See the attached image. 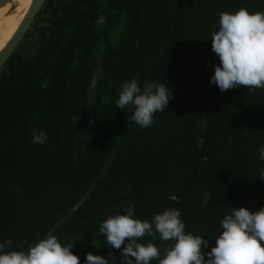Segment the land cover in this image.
<instances>
[{
	"label": "trees",
	"instance_id": "16d2710c",
	"mask_svg": "<svg viewBox=\"0 0 264 264\" xmlns=\"http://www.w3.org/2000/svg\"><path fill=\"white\" fill-rule=\"evenodd\" d=\"M46 0L0 71V242L27 249L52 234L82 262L85 253L116 264L100 223L122 214L151 220L180 210L185 230L209 240L232 207L264 206V88L220 92L209 84L212 33L222 12L264 11V0ZM34 24V23H33ZM101 56L91 126L87 92ZM137 79L173 89L148 128L118 109L121 85ZM48 139L34 144L32 134ZM101 180L72 208L107 164ZM175 195L179 203L170 200ZM163 249L170 241L143 237ZM115 257L116 259H114ZM150 264H158L151 261Z\"/></svg>",
	"mask_w": 264,
	"mask_h": 264
},
{
	"label": "clouds",
	"instance_id": "9594fccd",
	"mask_svg": "<svg viewBox=\"0 0 264 264\" xmlns=\"http://www.w3.org/2000/svg\"><path fill=\"white\" fill-rule=\"evenodd\" d=\"M210 41L218 63L212 65L209 84L220 92L239 86H246L248 92L264 88V11L250 13L240 8L222 12ZM172 96V87L164 83L145 82L141 87L133 78L121 85L116 106L121 110L131 107L130 120L148 128L154 115L167 109ZM47 139L44 132L32 134L34 144ZM258 153L264 160V145L259 146ZM257 177L264 179V170ZM169 199L179 203L175 195ZM219 224V234L209 250L208 239L185 230L179 209L168 207L151 220H141L135 216V205L129 203L122 214L103 220L99 232L111 249L119 250L116 264H264V206L258 210L232 207ZM146 236H158L161 241H170L171 246L161 251L153 242L141 243ZM12 243L11 239L0 242V264H109V259L92 253H85L81 262L71 251L74 242L62 244L54 234L30 243L26 250L5 251Z\"/></svg>",
	"mask_w": 264,
	"mask_h": 264
},
{
	"label": "water",
	"instance_id": "95a60500",
	"mask_svg": "<svg viewBox=\"0 0 264 264\" xmlns=\"http://www.w3.org/2000/svg\"><path fill=\"white\" fill-rule=\"evenodd\" d=\"M46 0H32L30 6L28 7L24 17L20 21L17 29L13 33V35L10 37V39L6 42L4 47L0 50V71L5 66L8 59L12 56V54L15 52L19 44L21 43L22 39L24 38L27 31H29L39 13V11L42 9L43 5L45 4ZM10 4V10L12 11L15 9L14 0H0V8L5 7L6 5ZM139 6H140V16H141V25L139 29L138 34V41L140 42L143 30L146 24V9H145V3L144 0H139ZM101 56L97 59L94 72L92 75V79L90 82V86L87 92V113H88V124L91 126L92 119H93V110H94V103H95V93L96 88L98 85L99 77H100V71H101ZM108 163L105 164L98 175L95 177V179L90 183L89 187L85 191V193L82 195V197L78 200V202L74 205V207L71 209L72 212H74L91 194L92 190L95 188L97 183L101 180L105 169L107 167ZM70 215L66 216L65 218H62L54 227L53 229L48 233L52 234L54 230L60 226Z\"/></svg>",
	"mask_w": 264,
	"mask_h": 264
},
{
	"label": "bare ground",
	"instance_id": "6f19581e",
	"mask_svg": "<svg viewBox=\"0 0 264 264\" xmlns=\"http://www.w3.org/2000/svg\"><path fill=\"white\" fill-rule=\"evenodd\" d=\"M32 0H14L15 9L10 10V4L0 8V50L13 35L24 17Z\"/></svg>",
	"mask_w": 264,
	"mask_h": 264
},
{
	"label": "rangeland",
	"instance_id": "374dc122",
	"mask_svg": "<svg viewBox=\"0 0 264 264\" xmlns=\"http://www.w3.org/2000/svg\"><path fill=\"white\" fill-rule=\"evenodd\" d=\"M38 25V22L35 20L34 21V24L32 25L31 29H33V27L37 26Z\"/></svg>",
	"mask_w": 264,
	"mask_h": 264
}]
</instances>
